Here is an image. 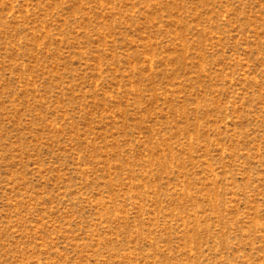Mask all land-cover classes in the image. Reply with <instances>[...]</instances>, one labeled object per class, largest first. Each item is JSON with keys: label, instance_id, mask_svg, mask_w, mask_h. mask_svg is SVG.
Returning a JSON list of instances; mask_svg holds the SVG:
<instances>
[{"label": "rangeland", "instance_id": "1", "mask_svg": "<svg viewBox=\"0 0 264 264\" xmlns=\"http://www.w3.org/2000/svg\"><path fill=\"white\" fill-rule=\"evenodd\" d=\"M0 264H264V0H0Z\"/></svg>", "mask_w": 264, "mask_h": 264}]
</instances>
